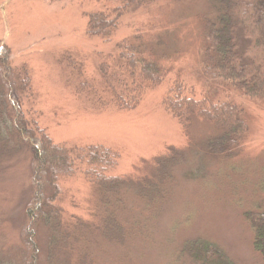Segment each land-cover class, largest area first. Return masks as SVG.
Instances as JSON below:
<instances>
[{
	"label": "rangeland",
	"instance_id": "1",
	"mask_svg": "<svg viewBox=\"0 0 264 264\" xmlns=\"http://www.w3.org/2000/svg\"><path fill=\"white\" fill-rule=\"evenodd\" d=\"M117 5V0H0V45L9 49L16 78L23 68L30 78L29 91L21 95L26 116L57 145H102L117 152L111 175L128 178L136 189L152 182L156 190L149 206L136 189L122 197L116 216L123 229L111 241L93 229L102 202L95 187L81 173L63 178L54 202L61 228L55 234L38 230V264H211L186 252V244L197 240L218 248L217 264H258L245 214L264 209V105L243 102L249 135L244 148L227 158L204 151V142L217 133L211 125L193 119L184 129L162 105L175 75L199 95H224L206 84L198 68L205 22L218 11L216 0H157L122 17L109 41L89 37V17L111 13ZM138 33L169 77L145 88L135 109L123 111L113 105L100 69L107 66L109 75L127 79L117 44L135 42ZM83 84L90 88L81 91ZM30 159L17 141H9L0 157L4 264L26 260L20 231L31 198ZM50 235L59 245L52 255Z\"/></svg>",
	"mask_w": 264,
	"mask_h": 264
},
{
	"label": "trees",
	"instance_id": "2",
	"mask_svg": "<svg viewBox=\"0 0 264 264\" xmlns=\"http://www.w3.org/2000/svg\"><path fill=\"white\" fill-rule=\"evenodd\" d=\"M117 1L111 13L98 12L89 17L86 26L89 37L109 41L122 17L147 9L157 0ZM216 3L218 11L212 20L205 22L206 39L198 68L207 79L206 84H214L224 95L222 98H214L209 92L199 95L175 75L162 105L184 129L193 119L211 125L217 133L204 142V151L227 158L244 148L249 135L243 102L264 105V0H216ZM136 35L135 42L123 40L117 44L127 79L109 75L107 66L100 69L113 105L123 111L135 109L145 88L160 86L169 77V69L152 57L153 52L142 35ZM10 61L9 49L0 45V157L9 141L27 147L31 155V198L24 207L25 222L20 231L26 255L24 264L39 262L41 226L52 234L61 228V210L54 204L61 193L59 181L77 173L102 197L93 229L111 241L119 240L123 228L116 215L122 207V197L134 191L136 185L124 176L110 174L117 166L118 153L102 145L66 148L55 144L22 110L21 95L29 91L30 78L24 68L16 78ZM89 88L87 84L80 87L81 91ZM155 191L152 182L135 190L139 197H147L148 206ZM245 216L253 229V249L261 257L258 264H264V209L247 212ZM79 227L88 229V225ZM48 243L52 255L51 250L59 245L53 235ZM186 252L206 263L217 264L222 260L218 248L204 240L186 244ZM0 264H4L3 260Z\"/></svg>",
	"mask_w": 264,
	"mask_h": 264
}]
</instances>
